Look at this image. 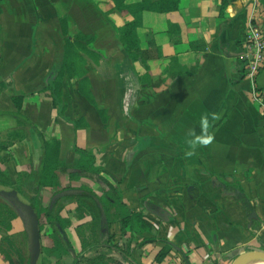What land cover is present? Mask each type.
<instances>
[{"label": "crops", "instance_id": "obj_1", "mask_svg": "<svg viewBox=\"0 0 264 264\" xmlns=\"http://www.w3.org/2000/svg\"><path fill=\"white\" fill-rule=\"evenodd\" d=\"M223 2L180 0L176 11L159 12L134 9L143 0H0V141L12 144L0 167L26 201L35 196L42 140L13 114L59 141L57 185L81 192L54 205L72 218L67 264H232L264 251V112L242 77L254 14L264 32V0H230L222 11ZM136 22L140 53L132 59L119 30ZM257 85L264 91V70ZM205 135L210 144H190ZM77 149L95 156L100 176L119 187L130 211L142 212L152 233L130 242L118 222L102 233L93 232L91 214L79 218L80 198L91 197L108 222V187L94 173L71 177ZM19 215V231L0 230V264L14 262L6 237L20 245L18 264L29 261ZM110 236L131 258L107 245ZM83 240L99 247L82 255ZM163 250L169 254L159 262Z\"/></svg>", "mask_w": 264, "mask_h": 264}, {"label": "trees", "instance_id": "obj_2", "mask_svg": "<svg viewBox=\"0 0 264 264\" xmlns=\"http://www.w3.org/2000/svg\"><path fill=\"white\" fill-rule=\"evenodd\" d=\"M180 0H161L157 4H152L150 0H143V4L134 9H140L141 11L145 10V8H149L153 11L159 12H169L176 11L179 8ZM230 0H224L222 5V11L225 10ZM139 27L138 23H132L126 25L124 28L119 30V34L122 37V40L128 45L127 51L128 55L132 59H136L138 54L140 53L138 46V39L135 36V30ZM137 55V56H135ZM55 87L50 88L52 93V98L54 104L61 106L59 102L58 96L54 90ZM54 91V92H53ZM20 99H15V104L18 109L21 108ZM20 121L29 125V127L33 128L34 131H37L40 139L43 144L44 156L42 158L41 166L37 174V178L35 184L33 185V195H35L30 201H26L23 197L25 192L22 191L20 186H17L10 178L9 173L5 170H2L0 167V191H12L16 190L20 196V198L32 205L35 209L36 214L39 219V228L41 234V245H42V255L39 259L38 264H45L46 258L56 259V264H65L64 258L70 255L71 252L74 251V248L70 242L68 237V229L72 225V218L67 214L62 207L57 203L56 206L51 208V202L53 197L62 191L57 185L58 170L62 169L63 166L60 162V144L57 140H46L43 135L34 127L26 118H24L21 114H13ZM9 141L8 143L0 141V164L5 163L9 157L2 156L12 144ZM80 155V161L77 168L71 174L72 178H79L80 175L86 173H94L99 179L108 187V191L104 193V197L102 198V203L104 210L108 215V222L102 223L101 221V208L98 206L95 200L91 197H81L80 202L81 206L76 211V214H80L79 218L83 217V214H91L93 216L92 228L93 232L101 230L102 233H105L114 222L120 223L122 226L123 234L126 235L130 233L129 241L132 242L138 236H142L143 233H152V226L144 220L142 212L133 213L128 209V207L123 203L122 192L119 187L112 184L106 178L100 176L102 169L97 165V160L95 156L91 153H87L82 150H76ZM27 177V174L25 175ZM51 188L54 191L44 193L43 196H40V192L44 189ZM24 198V199H23ZM240 200L244 204V206L249 209V200L247 197L243 196V193H240ZM7 207V206H6ZM14 213V214H13ZM6 215V216H4ZM14 216L15 212L8 208V211H0V230L2 228L8 233L11 230V225L8 222V216ZM16 216V215H15ZM16 218V217H13ZM113 236H110L107 240V245L113 248L116 251H120L125 258H131V251L129 248H121L118 244H114L112 240ZM84 241V242H83ZM82 241L83 244V252L82 255L87 254L92 249H96L99 247V242H94L90 244L85 240ZM156 239H145L142 241L141 246L147 243L156 242ZM3 245H13L10 241L9 237L4 238ZM0 250L5 255V251L0 247ZM13 252L17 253L13 247H9V251L6 252V258L9 257V254ZM169 254L168 250H163L158 255L157 260L159 262L164 261V259ZM29 264V261H27ZM73 264H77L75 261Z\"/></svg>", "mask_w": 264, "mask_h": 264}, {"label": "water", "instance_id": "obj_3", "mask_svg": "<svg viewBox=\"0 0 264 264\" xmlns=\"http://www.w3.org/2000/svg\"><path fill=\"white\" fill-rule=\"evenodd\" d=\"M80 191L69 190L55 195L51 202V208L60 198L80 194ZM0 197L10 202L26 220V229L30 247L29 264H38L42 255L41 234L38 215L32 205L24 202L16 190L0 191ZM264 263V251H251L239 255L232 264H256Z\"/></svg>", "mask_w": 264, "mask_h": 264}, {"label": "built area", "instance_id": "obj_4", "mask_svg": "<svg viewBox=\"0 0 264 264\" xmlns=\"http://www.w3.org/2000/svg\"><path fill=\"white\" fill-rule=\"evenodd\" d=\"M256 15L251 17L248 25L245 52L242 57V77L252 86L251 97L253 102L264 112V91L260 90L257 85L258 78L264 70V32Z\"/></svg>", "mask_w": 264, "mask_h": 264}, {"label": "rangeland", "instance_id": "obj_5", "mask_svg": "<svg viewBox=\"0 0 264 264\" xmlns=\"http://www.w3.org/2000/svg\"><path fill=\"white\" fill-rule=\"evenodd\" d=\"M24 199V198H23ZM7 206V207H6ZM8 208L10 209V210H13V212H15V215L13 216H8V217H6L7 218V220H8V222L10 223V225H11V230L8 232V233H12V229L13 230H18L19 231V229H20V225H18V224H16V219H18V217H20V215H19V213L17 212V210L14 208V206L10 203V202H8L7 200H5V199H3V198H1L0 197V211H4V214H5V211H8ZM14 214V213H13ZM4 216H6V215H4ZM13 217H16V218H13ZM15 225V229H14V227H12V226H14ZM5 228V227H4ZM4 228H2V231H3V233H5V234H7V232L5 231V229ZM16 232V231H15ZM18 234V233H17ZM14 239H17L18 240V236H15V238ZM6 246V250H9V247H13V249L14 250H16L17 251V253H15V255H12L13 257H14V262L16 263V264H18V262H19V258H18V256H19V254H18V252L20 251V245L18 244V241L17 242H14L13 243V245H5ZM17 257V258H16ZM16 260V261H15ZM13 261H12V263L13 264H15ZM23 263H25V262H23ZM57 263V260L56 259H51V258H46V260H45V264H56ZM25 264H27V262L25 263ZM65 264H67L66 262H65Z\"/></svg>", "mask_w": 264, "mask_h": 264}, {"label": "clouds", "instance_id": "obj_6", "mask_svg": "<svg viewBox=\"0 0 264 264\" xmlns=\"http://www.w3.org/2000/svg\"><path fill=\"white\" fill-rule=\"evenodd\" d=\"M203 123L206 124V118H204ZM213 137L211 135H205L203 137H197L195 141H190V144L195 146V144L208 145L212 142Z\"/></svg>", "mask_w": 264, "mask_h": 264}, {"label": "bare ground", "instance_id": "obj_7", "mask_svg": "<svg viewBox=\"0 0 264 264\" xmlns=\"http://www.w3.org/2000/svg\"><path fill=\"white\" fill-rule=\"evenodd\" d=\"M256 264H264V263H256Z\"/></svg>", "mask_w": 264, "mask_h": 264}]
</instances>
